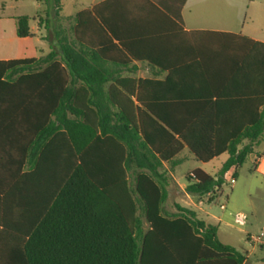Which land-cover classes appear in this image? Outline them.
I'll return each instance as SVG.
<instances>
[{
    "label": "trees",
    "instance_id": "16d2710c",
    "mask_svg": "<svg viewBox=\"0 0 264 264\" xmlns=\"http://www.w3.org/2000/svg\"><path fill=\"white\" fill-rule=\"evenodd\" d=\"M38 1L42 14L15 17L17 34L33 36L38 20L51 51L0 61V264H244L216 225L163 210L161 168L184 149L202 163L227 154L217 177L187 175L203 197L255 152L264 43L192 31L186 48H162L164 33L183 31L186 0H106L75 24L63 0ZM118 2L122 25L103 15ZM134 62L167 76L125 75Z\"/></svg>",
    "mask_w": 264,
    "mask_h": 264
},
{
    "label": "crops",
    "instance_id": "0c3cea01",
    "mask_svg": "<svg viewBox=\"0 0 264 264\" xmlns=\"http://www.w3.org/2000/svg\"><path fill=\"white\" fill-rule=\"evenodd\" d=\"M32 1L35 6V14L28 15V14H20L15 10L16 8H18L19 4L24 3V0H0V44L4 46V51L0 52V61L9 60V59L31 58V57L40 58V57H45L51 51V43L46 39V30L43 26H39L38 20H34V21L31 20L30 22V28L33 36L27 38L18 37L15 17L21 15H27L30 16L31 18H34L40 13L42 14V11L45 9V5L43 3L39 2L38 0H32ZM85 1L87 2L79 3L78 7L75 9L72 16H67V17L64 16V17L72 18V22L73 24H75L74 18L78 13L84 10H90L95 5L102 3L106 0H85ZM252 1L253 0H251V2ZM192 2L193 0H186L185 4L182 6L181 9V16L184 25L183 31L179 29H175L172 32L166 34L164 33L162 36V41L160 42L159 46H162V48L164 49L169 48L174 51L176 50V48L179 47L186 48L188 42L187 40H190V37H187L185 32H192V31H215L222 33H230V34H236V35L248 37L254 41L264 43V0L259 1L258 5H256L253 8L252 13L249 15V17H246L245 20H243V22L240 23H234L230 21L222 22L220 20L214 19L209 15H205L206 12L204 13V6L201 7L198 6L196 8L192 4ZM122 9H123L122 3L120 2L114 3L112 7H105V9H103V15L109 21L122 25L124 24L123 14L121 12ZM129 68H132L133 70H126L124 74L127 76L135 77L137 79L164 80L167 76L166 72H160L159 70L152 68L148 63L134 62L132 65L129 66ZM180 154L176 157L177 164L175 166H172L168 163H164L163 167L161 168V171L163 168H167L168 165L172 167L174 171V169L183 162V160L179 157ZM247 159H249L250 162L254 165L255 167L254 170L261 173L260 171L264 169V150L258 151L255 147V152L253 154H250L247 157ZM238 170L239 168L230 170L225 175L226 181L230 176L232 177L234 176L236 178L238 176ZM191 172L187 173L185 177H187V175L190 174ZM165 175L167 177L166 173ZM211 176L217 177V175L216 176L211 175ZM172 178L174 182L182 190L187 189L189 185L188 180L187 183H181L179 185L178 181L175 179L176 175L174 172ZM167 180H168L167 189L170 195L171 185L169 183L168 177ZM222 193L223 190L222 188H220L206 195V197L209 199V201L213 202L214 199H216L217 202H219L218 201L219 199L217 198L218 195H221ZM186 196H187V200L184 199V201L188 204L187 206H191V207L192 205L195 206L194 198L200 197V196L190 195L187 192V190H186ZM176 204H178L182 208H187L194 211L192 208H189L182 204L179 203ZM176 204L174 205V207L171 208V211L177 212ZM163 210L165 211V209ZM226 210L227 207L224 204H222L220 207V211H222V214L220 215L214 213L211 209H207V210L204 209L205 212L204 221H206L209 224L216 225L218 229L217 234L221 224L223 223L224 218L226 217L225 216ZM248 245L249 247L246 249H239L233 246L238 250L247 253L248 259L244 264H250V258L252 256L255 257L254 259L255 261L264 262V255L262 254V252L264 251V247L253 244L251 238L249 239ZM258 250H260L261 253H258Z\"/></svg>",
    "mask_w": 264,
    "mask_h": 264
},
{
    "label": "rangeland",
    "instance_id": "374dc122",
    "mask_svg": "<svg viewBox=\"0 0 264 264\" xmlns=\"http://www.w3.org/2000/svg\"><path fill=\"white\" fill-rule=\"evenodd\" d=\"M262 0H193L194 7L204 6L205 15H209L214 19L222 22L240 23L252 13L253 8ZM87 2L85 0H63L62 16H72L79 3ZM249 7V10H248ZM20 14H35V6L32 0H24V3L18 5L15 9ZM34 21V20H33ZM32 21V22H33ZM4 51V46L0 44V52ZM256 149L264 150V138H261ZM183 162L178 165L174 171L169 165L163 168L162 171L167 174L170 183V195L164 205L167 213L173 214L171 211L176 203L187 206L184 201L187 200L186 190H182L173 180V172L176 175V180L179 185L187 183L186 174L194 169H201L213 176H216L227 160V154H223L208 163L198 161L188 149H185L179 156ZM254 165L249 159L245 161L242 167L238 170L236 182L231 184L230 176L226 183L222 186L223 193L218 195L217 202L209 201L206 196L196 197L195 206H187L192 208L200 219L204 220V209H211L216 214H222L220 207L224 204L227 207L225 218L218 231L219 239L228 245L235 246L239 249L249 247V239L259 236L264 229V169L261 173L254 170ZM132 187L134 181L131 179ZM140 218L144 221L145 229L147 224L144 219L142 210L138 212ZM258 253H261L258 250ZM264 255V251L262 252ZM255 257L250 258V264H264L261 261H255Z\"/></svg>",
    "mask_w": 264,
    "mask_h": 264
},
{
    "label": "built area",
    "instance_id": "2783aa9c",
    "mask_svg": "<svg viewBox=\"0 0 264 264\" xmlns=\"http://www.w3.org/2000/svg\"><path fill=\"white\" fill-rule=\"evenodd\" d=\"M231 184L236 182V178L233 176L230 180ZM253 244L264 247V229L261 231L259 236L251 238Z\"/></svg>",
    "mask_w": 264,
    "mask_h": 264
}]
</instances>
